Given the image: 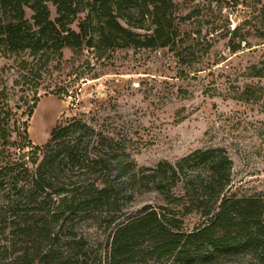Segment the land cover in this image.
<instances>
[{
    "label": "rangeland",
    "instance_id": "1",
    "mask_svg": "<svg viewBox=\"0 0 264 264\" xmlns=\"http://www.w3.org/2000/svg\"><path fill=\"white\" fill-rule=\"evenodd\" d=\"M113 6V13L125 27L141 35L151 32L154 20L150 14L142 15L145 9L141 1L114 0ZM48 7L55 20V6L48 2ZM181 13L190 15L182 24L183 31L204 44L198 52L203 62L192 69L181 66L167 48L128 46L116 36L102 46L97 42L101 24L90 11L64 24L78 32L80 23L88 20L87 38L92 37L95 47L85 42L77 51L64 48L63 56L56 57L37 80L20 75V60L31 61L27 52L0 54V85L7 87L18 127L23 131L22 123L27 121L29 140L42 146L56 125L80 119L97 131L130 139L131 159L138 167L149 169L146 174L160 163L174 164L198 149L222 148L232 161L230 191L240 197H264V77L252 76L253 65L264 59V38L260 36L264 34V0H192ZM32 15L26 9L31 24ZM235 28L237 34L232 33ZM27 143L13 132L10 143L0 147V168L21 165L20 173H6L0 179V264L12 259L26 242L12 234L9 223L20 217L13 216L7 207L25 201L26 192L16 193L13 183H17L16 189H27V179L36 167L37 157ZM78 174L76 170L67 172L55 183L56 189H69L70 184L78 183L83 179ZM112 174L106 178H114ZM96 177L86 179L92 183ZM53 199L59 202L60 198ZM122 205L116 223L146 205L157 206V192L139 185L134 199ZM104 216V210L78 214L69 224L71 229L59 233L61 242L55 251L66 254L67 237L77 236L86 243L91 259L99 255L100 244L108 242L115 227L112 224L106 229ZM184 220V228L192 229L200 217L189 214ZM235 261L245 263L246 259Z\"/></svg>",
    "mask_w": 264,
    "mask_h": 264
},
{
    "label": "trees",
    "instance_id": "2",
    "mask_svg": "<svg viewBox=\"0 0 264 264\" xmlns=\"http://www.w3.org/2000/svg\"><path fill=\"white\" fill-rule=\"evenodd\" d=\"M118 1H141L142 15L150 14L154 20L151 32L137 34L119 22L113 13L114 0H0V54L27 52L31 61L20 60V75L37 80L56 57L63 56L64 48L77 51L85 42L95 47L92 37L87 38L88 20L80 23L78 32L64 24L90 11L101 24L97 42L104 47L116 36L128 46L167 48L189 69L203 62L198 52L204 44L182 29L190 15L183 16L181 8L192 0L179 4L175 0ZM48 2L56 8L55 20ZM26 9L33 12L32 24L26 19ZM237 29L232 33L237 34ZM260 36L264 38V34ZM252 76L264 77V59L253 65ZM6 88L0 85V147L8 145L16 132L37 158L27 189H16L17 183H13L16 193L25 191L26 197L7 207L20 217L9 224L14 237L26 242L4 264H264V197H240L230 191L232 161L224 149H198L174 164L160 163L146 174L149 169L138 167L131 159L130 139L97 131L75 118L56 125L44 145L34 146L27 135V121L22 123L23 131L18 127ZM35 107L36 103L28 117ZM20 166L1 167L0 179L6 173H20ZM73 170L83 179L69 189H56L55 183ZM111 173L114 178L107 179ZM90 175L97 176L92 183L86 179ZM139 185L157 192V206L146 205L116 223L122 202L132 201ZM29 204L33 206L25 211ZM93 210L105 211L106 229L115 224L108 242L100 244V254L91 259L86 243L77 236L67 237L66 254L56 252L59 233L71 229L69 224L78 214ZM189 214H197L200 220L192 229H185L184 218ZM239 257L246 262L237 263Z\"/></svg>",
    "mask_w": 264,
    "mask_h": 264
}]
</instances>
